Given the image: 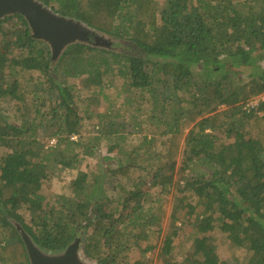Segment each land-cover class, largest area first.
Here are the masks:
<instances>
[{"label":"trees","instance_id":"obj_1","mask_svg":"<svg viewBox=\"0 0 264 264\" xmlns=\"http://www.w3.org/2000/svg\"><path fill=\"white\" fill-rule=\"evenodd\" d=\"M38 1L114 38L120 52L73 44L53 64L47 45L30 37L23 16L0 22V101L15 100L19 114L13 120L0 116V147L6 149L0 157V264H29L14 223L52 253L92 229L82 239V255L96 264H118L120 254L131 249L128 237L138 245L146 228L159 226L156 216L142 212L147 193L141 184L105 212L103 189L97 180L88 189L84 173L72 182V196L43 205L44 185L58 170L78 164L76 149L90 156L96 146L72 139L83 126L75 87L68 84L77 78L89 91L122 79L126 89L147 95L152 108L146 125L162 127L159 137L139 138L140 147L115 172L128 176L150 167L149 186L165 194L180 156L182 172L190 173L178 187L182 195L160 250L163 264H264V100L247 106L264 94V0ZM5 22L11 24L7 31ZM13 50L19 53L9 59ZM17 68L43 77L31 83L34 92L7 80ZM27 94L34 99L32 109L23 107ZM95 96H86L91 106ZM98 118L99 137L124 138V119ZM162 137L167 145L157 150ZM44 138L54 142L46 146ZM183 216L191 227L185 237L176 226ZM124 225L140 227L139 234ZM182 252L186 258L176 261Z\"/></svg>","mask_w":264,"mask_h":264},{"label":"rangeland","instance_id":"obj_2","mask_svg":"<svg viewBox=\"0 0 264 264\" xmlns=\"http://www.w3.org/2000/svg\"><path fill=\"white\" fill-rule=\"evenodd\" d=\"M161 4L163 0H158ZM11 24L5 22L2 25V29L7 31ZM113 40L111 50L113 52H120V48L115 45L116 40ZM2 39V34L0 31V41ZM115 45V46H114ZM19 53V50H17ZM16 50L12 51L9 55V59L16 56ZM251 68V71L258 69ZM248 70H245L247 74ZM16 79L22 88L30 92H34L33 83L36 79L43 81V77L38 72L23 71L19 68L11 71V74L7 76V80L11 81ZM114 79L112 76L105 79V84L110 80ZM122 79L116 78L111 87H103L101 89H94V91H89L82 88L81 79H69L68 84L75 87V100L78 105V115L81 116L82 130L79 135L72 136V139H80L83 144H87L92 141L90 145H96L93 154L88 156L84 155L82 148L78 147L76 152L79 154V162L73 169H60L58 170L54 177L47 182L42 190V194L45 196L44 204L50 201L51 203L55 200L57 196H67L73 195L72 192V182L80 176L82 173L86 174L87 188L92 189L94 186V181H98V185L103 189V200H102V210L109 212L111 208H114L119 202L123 201V198L128 195V192L136 188L141 184L143 191L147 193V199L144 203V209L142 212L144 215L156 216L159 219V226L161 233L158 235L157 230L158 225L146 228L144 230V238L138 242V245L133 243V239L128 237V244L131 247L130 251L126 254H120L118 264H163L160 258V250L162 248V243L166 232L169 230L170 217L173 212L174 206L176 204V199L182 195L178 191L179 186H183L185 178L189 177V171L182 172L181 170V156L176 160L175 172L173 174V185L168 187L169 190L166 194L162 193L159 188H151L150 181L152 173L149 166L148 169H134L132 173L128 176L120 175L115 172L117 165L120 161L124 160L132 149H138L140 147V140L144 135L147 138L153 136H160L162 127L153 125H146V121L151 111L152 105L148 100L147 95L143 92H134V90L126 89L122 86ZM104 84V85H105ZM36 85V83H34ZM37 88V87H36ZM95 94L94 97L97 100V104L91 106L87 101L88 95ZM42 100L46 99V94L41 92L38 94ZM264 100V94L258 97L251 98L247 103V106L256 105L259 101ZM31 103H34V99L31 94H27L22 102L24 109H32ZM21 104V105H22ZM48 104V103H47ZM89 105V106H87ZM18 103L14 100L4 99L0 101V116L8 120H13L18 118L17 112ZM89 108L91 114L89 115L84 112L85 108ZM106 115L111 120H117L119 122L124 119L126 125V134L124 138L119 139V135L111 136L108 140L99 137L98 128L101 123L98 116ZM90 117H92L90 119ZM116 122V121H115ZM185 124V122H182ZM134 124H139L140 126L134 129ZM193 124H186L184 134L191 129ZM140 131V132H139ZM128 133V134H127ZM221 135V134H220ZM101 138L100 140H95V138ZM167 137L160 138V142L155 144V149H160L161 145H167ZM44 144L49 146L54 142V140L49 141V139L44 138ZM225 144H229L230 140H225ZM114 144H118L115 148ZM6 153V149L0 147V157ZM143 166L146 167L144 158L141 160ZM28 215V214H27ZM179 219L176 226L182 227L183 236L191 230L189 220ZM127 232H132L139 234L140 227L136 226L132 229L131 225H124ZM123 228V227H122ZM92 229H87L86 231L80 232V248L82 249V239L84 235L91 233ZM143 236V235H142ZM177 242V240L175 241ZM175 245L177 243H174ZM186 248H191V243L188 241ZM82 259H84L89 264H96L94 261L88 260L80 254ZM186 258L185 253L178 254L174 259L176 261H183Z\"/></svg>","mask_w":264,"mask_h":264},{"label":"water","instance_id":"obj_3","mask_svg":"<svg viewBox=\"0 0 264 264\" xmlns=\"http://www.w3.org/2000/svg\"><path fill=\"white\" fill-rule=\"evenodd\" d=\"M19 14L24 17L30 37L44 42L55 64L63 52L73 44L111 50L113 40L98 33L80 21L55 13L38 0H0V22L6 17ZM19 228L29 264H89L82 259L81 238L74 239L60 252H46L37 247L32 239Z\"/></svg>","mask_w":264,"mask_h":264},{"label":"built area","instance_id":"obj_4","mask_svg":"<svg viewBox=\"0 0 264 264\" xmlns=\"http://www.w3.org/2000/svg\"><path fill=\"white\" fill-rule=\"evenodd\" d=\"M253 106H255V105H250L249 107H253Z\"/></svg>","mask_w":264,"mask_h":264},{"label":"clouds","instance_id":"obj_5","mask_svg":"<svg viewBox=\"0 0 264 264\" xmlns=\"http://www.w3.org/2000/svg\"><path fill=\"white\" fill-rule=\"evenodd\" d=\"M257 105V104H256Z\"/></svg>","mask_w":264,"mask_h":264}]
</instances>
